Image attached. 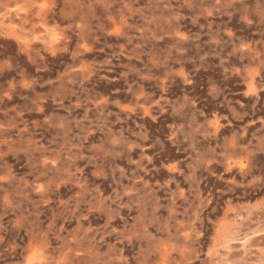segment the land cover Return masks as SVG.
<instances>
[{"label":"rangeland","instance_id":"1","mask_svg":"<svg viewBox=\"0 0 264 264\" xmlns=\"http://www.w3.org/2000/svg\"><path fill=\"white\" fill-rule=\"evenodd\" d=\"M0 264H264V0H0Z\"/></svg>","mask_w":264,"mask_h":264}]
</instances>
